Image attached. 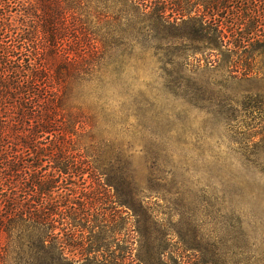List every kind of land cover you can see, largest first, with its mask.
<instances>
[{
  "label": "rangeland",
  "instance_id": "rangeland-1",
  "mask_svg": "<svg viewBox=\"0 0 264 264\" xmlns=\"http://www.w3.org/2000/svg\"><path fill=\"white\" fill-rule=\"evenodd\" d=\"M85 6L77 26L97 47V54L88 47L94 70L86 76L85 93L79 92L81 110L67 109L63 121L80 114L72 150L91 162L102 157L106 174L124 167L139 197H117L107 186L105 192L88 174L87 193L107 194H83L78 180V197L100 199L87 206L91 213L116 214L117 232L112 226L107 234L113 252L125 247L133 230L136 251L124 262L107 261L102 252L87 254L95 237L104 238L96 228L78 234L82 247L68 250L69 259L183 264L192 256L198 264H264V47L257 43L264 42V26L254 32L246 55L232 53L237 28L226 30L224 46L206 51L190 42L198 37L184 26L171 36L179 47L173 54L159 41L113 42L105 37L113 29L105 17L111 14ZM208 53L215 62L209 63ZM154 248L165 251L164 260L151 253L154 260L144 262Z\"/></svg>",
  "mask_w": 264,
  "mask_h": 264
},
{
  "label": "trees",
  "instance_id": "trees-1",
  "mask_svg": "<svg viewBox=\"0 0 264 264\" xmlns=\"http://www.w3.org/2000/svg\"><path fill=\"white\" fill-rule=\"evenodd\" d=\"M196 1L0 0V264H75L68 250L82 247L78 234L96 228L104 238L95 237L87 254L102 252L107 261L133 259L136 231L123 241L125 247L113 252L107 234L116 228V214L91 213L87 206L107 194L106 186L117 197H139L135 179L122 166L106 174L99 166L102 157L91 162L72 150L80 114H67L71 120L63 121L67 109L81 110L79 92L85 93L86 76L94 70L88 47L97 50L90 38L79 34L78 12L87 3V10L111 14L105 17L112 19L108 23L113 29L105 37L111 36L113 42L159 41L173 54L179 47L171 36L184 26H192L198 37L190 42L206 51L224 46L226 30L237 28L232 53L248 54L254 32L264 26L262 2ZM242 27L247 28L245 34ZM257 43L264 47V42ZM212 58L206 55L209 63L215 62ZM87 174L104 193L99 189L87 193ZM78 180L82 193L97 197H88L87 202L78 197ZM151 253L157 261L166 254L154 248L142 260L151 263ZM191 257H185L187 262L182 259L183 264H198Z\"/></svg>",
  "mask_w": 264,
  "mask_h": 264
}]
</instances>
